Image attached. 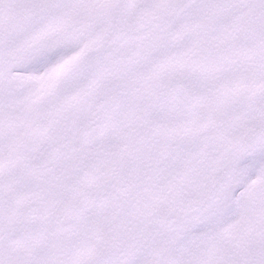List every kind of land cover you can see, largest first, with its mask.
<instances>
[{"label":"snow or ice","instance_id":"6c2138e0","mask_svg":"<svg viewBox=\"0 0 264 264\" xmlns=\"http://www.w3.org/2000/svg\"><path fill=\"white\" fill-rule=\"evenodd\" d=\"M0 264H264V0H0Z\"/></svg>","mask_w":264,"mask_h":264}]
</instances>
